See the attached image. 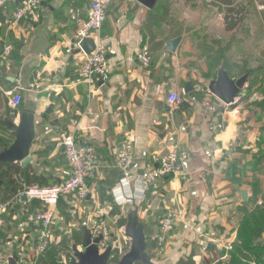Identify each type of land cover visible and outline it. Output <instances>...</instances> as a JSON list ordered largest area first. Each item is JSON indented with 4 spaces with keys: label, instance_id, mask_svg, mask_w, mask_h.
Instances as JSON below:
<instances>
[{
    "label": "crops",
    "instance_id": "obj_1",
    "mask_svg": "<svg viewBox=\"0 0 264 264\" xmlns=\"http://www.w3.org/2000/svg\"><path fill=\"white\" fill-rule=\"evenodd\" d=\"M169 1L173 4L165 17L164 0L150 8L136 0L109 4L102 37L110 48L111 73L106 81L91 85L77 72L86 55L73 52V16L86 18L90 0H41L37 22L13 20L21 0H0V53L4 45L12 46L8 58L0 59V127L14 136L4 121L11 118L6 91L21 95L18 115L24 110L34 115L32 160L26 167L16 163L29 171L31 186L62 183L70 169L59 142L67 134L92 145L97 162L88 180L89 194L82 200L61 195L48 206L37 198L23 199L26 185L11 199L0 198V264H8L11 257L16 264L78 263L77 253L85 252L82 229L92 236L100 220L111 240L104 249L96 245L94 259L108 253L109 260L118 244L116 264H146L140 260L143 255L151 264H178L188 258L194 264H228L241 219L264 197V113L257 98L249 97L248 78L235 106L224 104L209 89L224 68L216 66L206 76L198 36L205 27L197 30L189 11L178 17L175 8L180 4L194 11L196 4L207 1ZM158 16L159 21L150 20ZM144 45L151 55L148 65L137 58ZM223 71L230 79L240 77ZM171 90L182 100L175 110L167 103ZM126 137L134 146L130 180L155 168L160 152L178 147L188 157L180 175L158 179L140 199L131 183L136 196L118 204L113 191L122 172L116 150ZM10 143L0 134V148ZM44 208L53 218L46 226L48 249L38 253V223L29 215ZM167 208L179 214L160 252L155 237ZM97 260L93 263L99 264ZM262 260L250 255L246 263L264 264V255Z\"/></svg>",
    "mask_w": 264,
    "mask_h": 264
},
{
    "label": "built area",
    "instance_id": "obj_2",
    "mask_svg": "<svg viewBox=\"0 0 264 264\" xmlns=\"http://www.w3.org/2000/svg\"><path fill=\"white\" fill-rule=\"evenodd\" d=\"M41 0H21L19 6L13 11L12 18L15 21L29 20L38 21L39 6ZM113 0H90L86 18L73 16L77 22V28L74 36L73 45L80 48V42L84 38H92L94 40V49L79 65L77 70L79 78L88 84L96 81H106L110 77L111 67L107 60L109 46L102 37V28L107 16V8ZM12 50L10 44L3 46L0 53V59L5 61ZM138 60L143 65H148L151 60L150 51L147 45H144L138 55ZM8 104L11 112L10 116L13 122L18 117L17 107L21 103V95L19 93L6 91ZM241 97V96H240ZM239 98V97H238ZM235 101H237V99ZM179 94L171 90L167 95V103L171 110L178 109L181 105ZM62 146L65 156V162L70 169L68 177L60 184L55 186H27V190L23 189L28 199H39L46 205H54L57 203L61 195L73 194L78 199H84L89 194L88 180L93 178L97 169L96 153L92 145H87L79 141L75 135L67 134L63 136L59 142ZM188 157L186 151L173 147L156 155V167L145 173L136 174L129 179V173L134 161V146L132 140L126 137L116 150L117 167L122 172L117 187L113 191L114 202L122 204L134 196L131 191V183L134 189H137L138 199L142 198L144 190L158 179L174 177L182 173L183 162ZM178 209L167 208L159 226V232L155 237L160 252L165 247L166 238L171 233ZM53 213L50 209H36L29 215V220L38 223L36 226L37 240L36 247L38 253H45L48 249V233L46 226L51 222ZM41 224V226H39ZM101 236L97 245L102 249L106 248L110 243V232L105 221H98L92 229L91 239ZM118 247V248H117ZM227 249L231 245L226 246ZM113 253L109 259L116 253L120 255L121 248L118 244L113 245ZM32 264V263H30Z\"/></svg>",
    "mask_w": 264,
    "mask_h": 264
},
{
    "label": "rangeland",
    "instance_id": "obj_3",
    "mask_svg": "<svg viewBox=\"0 0 264 264\" xmlns=\"http://www.w3.org/2000/svg\"><path fill=\"white\" fill-rule=\"evenodd\" d=\"M206 1L207 4H196L194 11L187 7L183 9L180 4L175 6L178 17L189 11L190 23L199 26L197 30L205 27L198 36L203 56L199 61L202 60L201 66L206 65L208 69L206 76H210L216 66L235 77L247 74L251 87L249 97L253 95L257 98L259 109L264 113V0H225L226 5L222 1ZM227 2H230L228 7H234L236 17L240 18L234 29H229L227 25L230 22H225L223 18L221 9L227 7ZM246 105L243 106L247 108ZM0 134L6 142H12L14 138L2 127Z\"/></svg>",
    "mask_w": 264,
    "mask_h": 264
},
{
    "label": "water",
    "instance_id": "obj_4",
    "mask_svg": "<svg viewBox=\"0 0 264 264\" xmlns=\"http://www.w3.org/2000/svg\"><path fill=\"white\" fill-rule=\"evenodd\" d=\"M142 5L150 8L154 5L156 0H136ZM80 48H74L73 52L78 53L83 51L89 55L94 49V40L92 38H84L79 45ZM248 75L243 74L237 79H230L227 73L223 70L218 71V75L215 80L209 83V89L211 92L219 98L224 104L235 106L241 100L240 91L245 86ZM239 97V98H238ZM237 99V101H235ZM33 112L30 110H24L18 115V123H14L11 118L5 117L4 121L7 124L8 129L14 133L12 142L0 150V165L3 163H16L18 162L21 167H26L32 160L30 156V145L34 137V120ZM3 180L0 178V186ZM27 190V187L24 188ZM23 199L26 198L25 193L21 196ZM82 242L81 246L85 249L84 253H77L79 260L78 263L73 262L72 264H94L96 245L99 243L101 236H97L91 239V232L87 228L82 229ZM146 264H151L145 255L141 259ZM8 264H16L14 258H9ZM94 262V263H93ZM108 253L97 260L99 264H107ZM120 264V263H119Z\"/></svg>",
    "mask_w": 264,
    "mask_h": 264
},
{
    "label": "trees",
    "instance_id": "obj_5",
    "mask_svg": "<svg viewBox=\"0 0 264 264\" xmlns=\"http://www.w3.org/2000/svg\"><path fill=\"white\" fill-rule=\"evenodd\" d=\"M195 0H185V3H192ZM222 1L226 5L225 0H216ZM227 7L221 9L223 11V18L225 22H230L227 27L229 29H234L239 21V17H236V11L234 7H228L230 2H227ZM172 1L164 0L162 5L163 16H167ZM238 13V12H237ZM161 17L150 18V20H160ZM247 32V30H246ZM247 34V33H246ZM251 87L249 86V89ZM249 91L247 92V94ZM260 106L259 102L257 103ZM8 146V144L2 145L0 150L4 147ZM28 170H23L20 168L18 163H3L0 165V178L3 180V183L0 186V198L2 201H6L14 197L20 190H22L23 186H31ZM24 179H23V178ZM23 180V181H20ZM42 186V185H40ZM264 232V197L262 199L261 204H256L255 208L246 212L244 217L241 219L238 230H237V240L232 245V249L229 251V261L228 264H247L246 259L250 257V255H254L255 258L259 261H263L264 255V241L260 240L261 234ZM119 258L115 253L113 257H111L107 264H116ZM135 264H143L141 262H136ZM178 264H194L191 259H187L185 261H179Z\"/></svg>",
    "mask_w": 264,
    "mask_h": 264
}]
</instances>
